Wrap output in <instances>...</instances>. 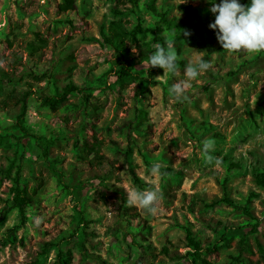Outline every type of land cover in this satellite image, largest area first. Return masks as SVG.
Returning a JSON list of instances; mask_svg holds the SVG:
<instances>
[{
	"label": "rangeland",
	"instance_id": "obj_1",
	"mask_svg": "<svg viewBox=\"0 0 264 264\" xmlns=\"http://www.w3.org/2000/svg\"><path fill=\"white\" fill-rule=\"evenodd\" d=\"M62 1L0 0V66L12 78L0 87V133H18L20 104L6 96L31 88L35 94L28 123L54 140L49 158L58 159L53 167L69 186L63 188L38 147L27 142L22 181L33 201L26 225L17 232L19 242L1 249L0 264H33L36 258L53 264L58 252L69 250L72 264H189L186 227L204 249L222 246L216 254L204 252L212 264H264V188L254 179L264 169V50L217 51L222 45L214 36H189L181 43L175 73L164 74L161 68L149 83L121 87L106 76L119 56L104 42L102 31L119 18L127 27L141 23L153 28L158 16L147 9V0L127 16L114 15L116 9L131 8L116 0H77L76 11L67 14L59 12ZM240 2L247 5L249 0ZM186 5L202 7L215 19L210 0L155 1L157 11L168 18L186 19ZM151 38L149 34L132 48L142 76L148 70L142 67L148 59L141 57L143 43ZM30 43L41 46L39 55ZM195 58L210 67L190 81L188 99L177 100L169 87L185 79V66ZM42 73L54 78L34 79ZM68 83L86 89L90 104L85 106L82 96L73 94L52 111L38 100ZM139 108L147 111V119L135 127ZM129 135L132 153L126 157ZM205 139L214 141L208 153L202 151ZM84 141H98L100 159L95 152L86 155ZM13 156L14 149L0 146V214L13 186L1 170ZM155 163L171 173L160 170L163 175L153 176L149 169ZM135 175L160 193L156 213L127 203V193L145 189L134 182ZM225 194L233 205L222 201ZM246 205L253 217L243 212ZM140 220L152 228L148 238ZM257 221L258 230L252 232ZM19 223L14 209L0 220V238ZM243 237L247 246L241 249ZM49 241L57 246L40 256ZM164 246L168 254L162 252Z\"/></svg>",
	"mask_w": 264,
	"mask_h": 264
},
{
	"label": "trees",
	"instance_id": "obj_2",
	"mask_svg": "<svg viewBox=\"0 0 264 264\" xmlns=\"http://www.w3.org/2000/svg\"><path fill=\"white\" fill-rule=\"evenodd\" d=\"M155 1L156 0H147L146 2L147 9L158 16V20L156 21L153 28H146L141 23H137L133 27H127L126 22L122 18H119L117 20H113L110 23L107 32L102 31L104 42L109 45L119 56V60L115 62L114 66H112L110 72H108L106 76L109 80H113L114 83L119 84L121 87L135 82H139L140 85L149 83L151 78L161 71V68L159 66L151 67L147 70V76H142L136 70V66L138 63L134 56V53L132 52V48L139 47V41L141 39H146L149 34H151L152 38L150 41H146L143 43V45L145 46V49L142 51L143 55L141 56L143 57V59L148 58L149 55L153 51H155L156 45L165 46V41L169 40L168 37L164 34L165 32H169L171 34L172 38L170 40L174 42L177 54L181 53V43L186 37L195 35H210L217 38L216 30H213L209 27V24L215 19L207 17L208 11L206 9L202 7H192L191 5H186L183 7V10L187 16L186 19L176 17L168 18L165 13L157 11ZM116 2L118 5L124 6V8H126V4L131 5V8H129V10L127 11L120 9L114 10L115 16H127L128 11H131L132 13L138 12L141 0H116ZM76 3L77 0H63L59 5V12L67 14L76 11ZM185 32H187L188 34L185 35ZM38 41L40 43L45 42L44 38L40 35H38ZM39 47L36 43H30V49L36 55H39L42 51L41 46ZM224 50L225 49H223L222 47L217 49V51ZM235 73L236 72H228L227 75L231 76ZM53 78L54 75L52 73H42L39 75H34V79L38 81L47 79L50 82ZM11 81L12 78L10 77L9 73L0 66V87H2L5 83H9ZM209 88L210 83L204 86V90H208ZM84 91H86V89H82L74 83H68L60 91L58 90L54 94H43L40 98H38V100L43 106L48 107L52 111H57L64 103L68 101L71 95L78 94L82 96L84 105L87 106L90 104L91 95L84 93ZM34 94L35 92L30 88L24 91L19 96H6L7 99L15 100L16 104H20V112L17 115L15 121V127L18 130V133H0V146L14 149V156L10 164L6 169L1 170V173L5 177L12 180L13 186L11 188L12 197L9 204L5 205L2 208L0 220L3 221L12 210L16 209L20 218V223L8 228L4 236L0 238V251L3 247L19 242L17 232L20 227L26 225L28 221L27 209L33 201L31 192L22 181L25 157L28 153L27 142H30L38 147L43 161L57 173L59 183L63 186V188L69 189V186L62 180V173L58 172L53 167V165H55L54 163L58 162V159L53 161L49 158L50 147L54 144V140L36 133L28 123L29 102ZM71 105L74 108L80 107V105L77 104ZM146 119L147 111L141 108L137 109V114L134 121L135 127H138ZM132 144L133 140L131 138V135H129V146L127 148V151L125 152L126 157H129L132 153ZM83 149L86 152V155H90L92 152H95V158L100 159V144L98 143V141H96V143L84 141ZM160 170L161 172L171 173L170 168H161ZM254 179L258 186L264 188V169L257 170L254 174ZM134 182L138 185L139 188L148 187L147 184H145L136 175L134 176ZM222 184L224 190H226V180H224ZM252 197H254V194H251L248 203H250ZM222 201L233 205L232 200L227 198L226 194ZM243 212L246 215L253 217L247 205L243 207ZM80 219L83 223L86 222L83 216H81ZM139 222L142 224L143 229L145 230L144 237L148 238L147 236L151 234V226L148 225L146 221L140 220ZM259 223L260 222L257 221L255 224H253V230H251L252 232L258 230ZM185 231L187 247L190 248L185 257L188 259L189 264H212V262L206 256H204V252L208 254H216L219 252L222 246L215 244L212 248L204 249L201 246L200 242L195 239V237L193 236V232L189 227H186ZM239 244L241 245V249L247 246L244 237L241 238ZM55 246H57V244L50 241L44 243L42 251L40 252V256H46L49 251ZM80 247L82 252L86 251L83 243L80 244ZM162 252L164 254H168L169 247L164 246ZM72 261L73 254L69 250L66 254L58 252L53 264H72ZM33 264H41V260L39 258H36L33 261Z\"/></svg>",
	"mask_w": 264,
	"mask_h": 264
},
{
	"label": "clouds",
	"instance_id": "obj_3",
	"mask_svg": "<svg viewBox=\"0 0 264 264\" xmlns=\"http://www.w3.org/2000/svg\"><path fill=\"white\" fill-rule=\"evenodd\" d=\"M210 2V11L215 14V20L209 24V27L216 30L218 42L223 49L229 51L243 49L249 52L264 50V0H249L247 5L242 4L240 0H220L219 3L210 0ZM187 34L185 32V35ZM177 58L174 42L166 40L165 46H155V51L142 62V67L150 69L159 66L164 69V74L175 73ZM209 67V62L203 58L189 59L185 66V79L171 84L169 93L177 100H187L190 81ZM213 144L214 141L205 139L202 142V151L208 153ZM209 159L211 160V157ZM160 169L161 165L155 163L149 172L153 176L163 175ZM127 197V203L141 206L148 213L154 214L157 211L160 193L152 187L129 192Z\"/></svg>",
	"mask_w": 264,
	"mask_h": 264
}]
</instances>
